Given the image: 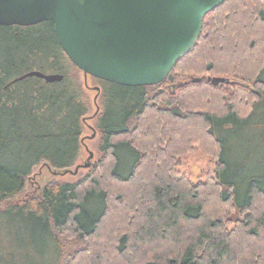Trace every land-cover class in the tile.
Listing matches in <instances>:
<instances>
[{
    "label": "trees",
    "instance_id": "1",
    "mask_svg": "<svg viewBox=\"0 0 264 264\" xmlns=\"http://www.w3.org/2000/svg\"><path fill=\"white\" fill-rule=\"evenodd\" d=\"M33 70L63 79L12 83ZM77 71L51 21L0 25V264H264V159L239 174L226 139L252 127V155L264 153L263 116L249 122L264 107V0L207 13L172 81H101L100 158L82 179L17 199L36 165L64 171L81 156L90 107ZM195 148L215 177L179 170Z\"/></svg>",
    "mask_w": 264,
    "mask_h": 264
},
{
    "label": "water",
    "instance_id": "2",
    "mask_svg": "<svg viewBox=\"0 0 264 264\" xmlns=\"http://www.w3.org/2000/svg\"><path fill=\"white\" fill-rule=\"evenodd\" d=\"M224 1L0 0V25L32 26L51 21L61 49L83 73L85 85L91 76L128 87L152 86L173 80L171 71L194 46L204 16ZM28 77L46 83L63 79L58 73L33 70L12 83ZM208 81L230 87L228 79ZM94 136L92 129L90 138ZM86 151L85 163L74 173L91 165L94 155Z\"/></svg>",
    "mask_w": 264,
    "mask_h": 264
},
{
    "label": "rangeland",
    "instance_id": "3",
    "mask_svg": "<svg viewBox=\"0 0 264 264\" xmlns=\"http://www.w3.org/2000/svg\"><path fill=\"white\" fill-rule=\"evenodd\" d=\"M225 60V59H224ZM77 76L79 77L81 83H83V89L85 92V98L88 102V105L90 107V112L88 113L87 120L84 126V139L82 144V151L81 156L78 160H76L75 164L70 167L69 169L64 171H53L52 168L46 164H38L33 169L29 176V178L26 181V185L24 187V190L17 199H23L27 198V196L33 195L36 196L38 193H40L42 187L46 185H52V184H58L62 182H75L78 179H82L85 174L87 173L86 168L79 167L78 171L74 173L75 168L78 165H83L88 157V152L86 151V148L93 153L92 161L96 162L100 158V153L98 151V143H99V136L97 132H95V136L93 138H90L92 136V129L95 127V118H93V115L96 113V105L99 106L100 104V94L99 97L96 99V104H94V99L96 96V91L93 89L95 86L102 87V80H98L94 77L87 76L86 78V86L84 81V76L81 71H77ZM264 78V77H263ZM264 101V98L262 99ZM101 110V109H100ZM264 107L258 108L254 115L249 120L250 123H252V126H255L256 123L260 122V118L262 117V121L264 123ZM260 125L259 127H261ZM262 131H259L257 133L258 137L264 136V129H261ZM234 134V133H233ZM238 134V133H237ZM237 136H227L226 139L228 142V148L230 149V158L229 162H231L234 165V168L236 170H239L238 173L241 175H244L245 173H251L252 174V166L254 159L256 158H262L264 159V153L258 152L255 150V156L252 155V127L250 130L243 131L240 130V133ZM236 139H239L240 141L236 142ZM234 141V142H232ZM264 143V139L262 140ZM255 144V143H254ZM254 157V158H253ZM253 158V162H252ZM92 162V163H93ZM131 163L130 158L124 155L123 157V173H127L128 167ZM261 164H264V160ZM217 168V163L215 160H213L210 156L202 153L199 149L195 148L187 157L186 160L183 161L181 164L179 170L189 176L194 181L197 180H205L207 176L215 177V172ZM14 202V201H13ZM16 202V201H15ZM3 207V206H2ZM1 207V208H2ZM230 217L232 220L239 219V216L236 212L230 214ZM75 244H72L68 246V250L75 247Z\"/></svg>",
    "mask_w": 264,
    "mask_h": 264
},
{
    "label": "flooded vegetation",
    "instance_id": "4",
    "mask_svg": "<svg viewBox=\"0 0 264 264\" xmlns=\"http://www.w3.org/2000/svg\"><path fill=\"white\" fill-rule=\"evenodd\" d=\"M98 80H99V79H98ZM95 87H98V86H95ZM99 88H100V87H99ZM93 89H94V88H93ZM94 90H95V89H94ZM95 91H96V96H95V97H96V99H97V98L99 97L100 90H99V91L95 90ZM96 99H94V104L97 103V102H96ZM97 107H98V110H97ZM99 109H100L99 106L96 105V110H97L96 113L99 111ZM96 113H95V114H96ZM92 129H93V128H92Z\"/></svg>",
    "mask_w": 264,
    "mask_h": 264
}]
</instances>
